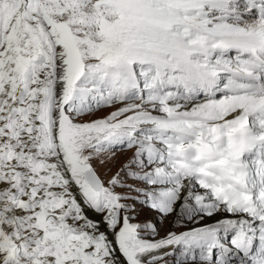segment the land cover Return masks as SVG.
I'll list each match as a JSON object with an SVG mask.
<instances>
[{
  "label": "snow or ice",
  "instance_id": "obj_1",
  "mask_svg": "<svg viewBox=\"0 0 264 264\" xmlns=\"http://www.w3.org/2000/svg\"><path fill=\"white\" fill-rule=\"evenodd\" d=\"M0 264H264V0H0Z\"/></svg>",
  "mask_w": 264,
  "mask_h": 264
},
{
  "label": "rangeland",
  "instance_id": "obj_2",
  "mask_svg": "<svg viewBox=\"0 0 264 264\" xmlns=\"http://www.w3.org/2000/svg\"><path fill=\"white\" fill-rule=\"evenodd\" d=\"M113 171H114V170H113ZM111 174H112L111 172L108 173L109 176H110ZM140 218L142 219L143 217H140ZM154 222H155L156 224L160 225V226H161V224H162V222L159 220L158 217L154 219ZM169 227H170L169 224H168V226H166L165 228L160 227V234H161V235L166 234V232L169 230ZM157 238H159V237H157ZM169 259H170V258H169Z\"/></svg>",
  "mask_w": 264,
  "mask_h": 264
},
{
  "label": "bare ground",
  "instance_id": "obj_3",
  "mask_svg": "<svg viewBox=\"0 0 264 264\" xmlns=\"http://www.w3.org/2000/svg\"><path fill=\"white\" fill-rule=\"evenodd\" d=\"M166 226H168V223L167 222H163L160 227L165 228Z\"/></svg>",
  "mask_w": 264,
  "mask_h": 264
}]
</instances>
